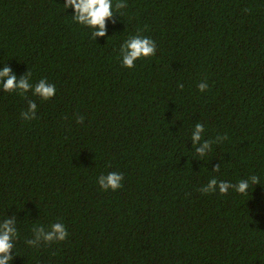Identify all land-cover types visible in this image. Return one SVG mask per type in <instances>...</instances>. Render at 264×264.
Masks as SVG:
<instances>
[{"label": "trees", "instance_id": "trees-1", "mask_svg": "<svg viewBox=\"0 0 264 264\" xmlns=\"http://www.w3.org/2000/svg\"><path fill=\"white\" fill-rule=\"evenodd\" d=\"M65 3L0 0V69L56 87L47 101L26 94L31 121L25 96L0 89L11 264H264V0H126L96 40ZM136 34L157 51L129 69L120 47ZM197 122L204 139L227 136L203 158ZM110 172L124 176L116 191L98 184ZM252 175L246 194L199 191ZM55 222L65 241L26 243Z\"/></svg>", "mask_w": 264, "mask_h": 264}, {"label": "clouds", "instance_id": "clouds-1", "mask_svg": "<svg viewBox=\"0 0 264 264\" xmlns=\"http://www.w3.org/2000/svg\"><path fill=\"white\" fill-rule=\"evenodd\" d=\"M66 9L73 8L75 14L73 20L81 25L90 28L92 38L104 37L107 34L106 22L116 15L113 11L120 13L122 9L128 7L126 0H116L113 6V0H66L63 5ZM121 16V15H119ZM156 43L148 37L139 34L130 36L120 47V57L123 67L133 68L138 59L150 57L156 54ZM31 72L28 71L25 75L17 77L13 70L5 64L0 69V89L5 93L19 92L25 96L31 91L33 96H37L42 100H49L56 94V87L50 84L46 78H41L35 85L30 83ZM179 88H183V84H178ZM206 81L198 84L201 92L208 89ZM27 109L21 112V118L25 121L36 119L37 103L32 99H27ZM83 116H77L76 122L83 124ZM205 131L204 125L197 122L192 130L190 140L192 141L195 153L203 158L211 150V146L222 143L227 139V136H217L215 139H204L202 133ZM214 172L220 171V165H216ZM124 176L119 172H110L107 175H101L98 178V184L105 190L116 191L122 187ZM251 185L260 184L259 176L252 175L247 179H241L238 183L218 181L216 178H211L209 182L199 189L204 194L214 193L219 190L221 195L228 193L229 189L240 194H246ZM17 219L15 216L8 217L0 222V264H11L13 260V249L15 247V239L18 237ZM33 238L28 239L26 243L29 246L37 247L41 242L51 244L53 242L65 241L69 233L61 222H55L47 228L44 226L33 227Z\"/></svg>", "mask_w": 264, "mask_h": 264}]
</instances>
